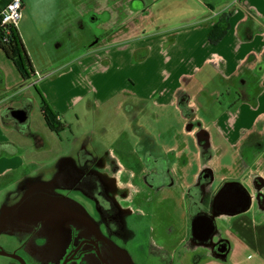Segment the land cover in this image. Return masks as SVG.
<instances>
[{
	"label": "crops",
	"instance_id": "1",
	"mask_svg": "<svg viewBox=\"0 0 264 264\" xmlns=\"http://www.w3.org/2000/svg\"><path fill=\"white\" fill-rule=\"evenodd\" d=\"M23 1L19 33L35 74L30 72L26 79L0 49V146L5 148L0 179L11 180L19 173L14 183L56 178L59 167L77 163L83 150L68 155L62 139L67 124L58 135L41 110L36 117L28 113L26 102L33 98L29 85L39 88L63 123L85 98L90 106L93 101L117 102V111L135 110L141 115L152 100L156 107L184 115L180 101L186 96L190 116L184 115V125L194 126L183 135L193 141L197 166L196 181L187 187L189 201L195 214L210 217L215 226L205 245L220 264L227 259L231 264L254 263V259L255 264H264V0H152L157 8L164 2L155 31L143 30L142 35L100 47L88 57L82 46L84 16L92 12L94 20L112 21L109 2L113 0H91L87 11L83 0ZM130 1L141 4L135 14L139 20L155 15L147 0ZM169 1L170 8L175 5L170 11ZM8 2L0 0V13ZM223 16H229V30L214 44L210 34ZM69 32L72 39L78 40V35L81 39L75 45L81 46L79 54L70 57ZM36 73L43 79L38 80ZM19 111L27 115L23 124L12 116ZM172 150L182 156L190 152ZM219 171L224 172L220 179ZM218 203L236 211L217 212ZM192 219L193 215L191 224ZM222 243L227 248L223 253L217 250ZM245 245L255 247V258L248 255L241 260ZM179 264H195L194 258L184 252Z\"/></svg>",
	"mask_w": 264,
	"mask_h": 264
},
{
	"label": "rangeland",
	"instance_id": "2",
	"mask_svg": "<svg viewBox=\"0 0 264 264\" xmlns=\"http://www.w3.org/2000/svg\"><path fill=\"white\" fill-rule=\"evenodd\" d=\"M91 2V0H83L84 11L92 8ZM166 3L169 11L173 10L175 5L170 8L169 5L172 3L170 1ZM109 4L114 14L112 21L106 17L94 20L92 12L84 16L82 46L85 57L91 56L95 50L105 45L142 35L143 30L155 31L158 28L157 21L161 24L163 18L158 14L164 2L157 8L152 6V0H147L149 9L155 15L142 21L135 16L139 9H142L140 3L113 0ZM171 19L169 18V21H172ZM72 38V33L69 32L66 49L68 57L79 54L81 49V46L80 49L75 48L81 40L79 35L78 40ZM29 87L33 98L27 99L25 107L30 115L36 117L40 110L42 111L45 98L39 88L33 85ZM89 98L92 99L94 96ZM85 99L82 105L73 108L66 116L67 129L62 136L63 146L65 150H69L68 155H72L73 150L83 149L77 163H80L83 157L88 158L86 161L88 172L106 177L108 188L115 196L114 199L121 211L118 218L123 229L121 240L127 239L126 243L121 241L119 245L126 249L130 264H179L181 254L184 252L194 258L195 264H220L211 254L210 246L197 243L193 232L192 235L190 232L191 216L196 209L189 201L187 187L188 184L196 181L194 173L197 166L192 158L195 150L193 141L183 135L184 131L194 126L191 123L184 125V115L187 114H178L169 107H156L152 100H148L146 113L141 115L135 110L117 111V102L93 101V105L90 106L89 99ZM219 100L212 103H217ZM127 108L129 109V106ZM195 115L198 116V113L196 112ZM173 147L179 150L189 148L191 155L187 153L182 156L178 151L172 150ZM113 154L119 158L117 159ZM108 158L114 159L113 161L119 165L118 172H113L112 168L116 163L111 165ZM54 163L52 162V165ZM74 165L77 168L75 173L78 174L79 171L84 173L80 166L76 163ZM63 167L64 164L59 167L58 175ZM218 173L220 179L224 172ZM20 177L19 173L11 180L0 179V209L3 207L2 210L7 211L10 205L15 204V197L20 194L24 185L28 184L32 187L54 183L53 187L56 186L58 193L78 201L90 215L95 216L93 208L81 193L59 188L60 186L56 184L59 181L58 177L49 176L46 180L34 177L14 183L15 179ZM218 179L216 184L219 182ZM12 181L13 183L10 184ZM220 225L225 227L223 223ZM20 243L5 228L2 230L0 225L1 249L15 253L21 247ZM244 249L245 256L242 255L241 260H246L248 255L255 258V247L245 245ZM20 256L26 257L22 252ZM64 257V255L59 257V261L56 260L52 264L64 262ZM13 263L12 258L0 255V264ZM222 264H231V261L227 259ZM247 264H255V259L254 263Z\"/></svg>",
	"mask_w": 264,
	"mask_h": 264
},
{
	"label": "flooded vegetation",
	"instance_id": "3",
	"mask_svg": "<svg viewBox=\"0 0 264 264\" xmlns=\"http://www.w3.org/2000/svg\"><path fill=\"white\" fill-rule=\"evenodd\" d=\"M108 159L111 165L116 163L114 159ZM86 161L84 158L80 163L75 162L84 170L78 174L74 172L77 169L74 162H65L56 176L59 180L56 184L60 189L81 193L95 216L90 215L78 201L58 193L54 183L32 187L24 185L15 197V204L10 205L7 211L1 207L0 225L21 241V247L15 253L20 256L22 252L26 256H21L26 264H52L63 255L65 260L59 264L66 261L67 264H130L126 249L119 245L121 241L126 243L127 239L121 240L123 229L118 220L121 211L115 196L109 190L104 175L88 172ZM119 168L116 163L112 170L118 172ZM216 210L236 211L223 208L221 203L217 204ZM211 223L210 217L193 214L192 232L198 241H204L203 244L210 242L206 237ZM224 245L219 244L217 250L220 251ZM13 264L21 263L14 260Z\"/></svg>",
	"mask_w": 264,
	"mask_h": 264
},
{
	"label": "trees",
	"instance_id": "4",
	"mask_svg": "<svg viewBox=\"0 0 264 264\" xmlns=\"http://www.w3.org/2000/svg\"><path fill=\"white\" fill-rule=\"evenodd\" d=\"M222 18L223 19H221L216 24L215 28L210 34V41L214 44L219 43L229 30V16H223ZM0 49L6 54L9 59L13 60L16 63L17 67L20 69L24 77L26 79H29L30 72L34 73V70L32 68L31 60L25 48L23 39L18 30H11V34L7 36L6 30L1 27V19ZM187 103V97H182L180 101V106L183 109V112L188 116L190 114V111L187 109ZM42 112L45 121L51 131L55 132L58 135L65 131L66 124L59 120V114L55 113L45 100H43ZM4 150L5 148L3 146H0V155ZM84 158L85 157H83L82 159Z\"/></svg>",
	"mask_w": 264,
	"mask_h": 264
},
{
	"label": "built area",
	"instance_id": "5",
	"mask_svg": "<svg viewBox=\"0 0 264 264\" xmlns=\"http://www.w3.org/2000/svg\"><path fill=\"white\" fill-rule=\"evenodd\" d=\"M24 1L23 0H9L7 5L2 9L0 13L1 27L6 30V35L11 34V30H18L20 22L23 17ZM38 80H42L43 76L40 73H36ZM59 120H61L59 116Z\"/></svg>",
	"mask_w": 264,
	"mask_h": 264
},
{
	"label": "water",
	"instance_id": "6",
	"mask_svg": "<svg viewBox=\"0 0 264 264\" xmlns=\"http://www.w3.org/2000/svg\"><path fill=\"white\" fill-rule=\"evenodd\" d=\"M13 118L16 121H18L19 123L23 124L27 120V115H26V113L24 111H19V112L13 113ZM195 230H196V226H195V224H193L194 233H195ZM214 230H215V226L213 225V223H211V227L207 231V237L206 238L210 237L212 235V233L214 232ZM226 251H227L226 246H224L222 249H220L221 253L226 252ZM0 255L12 258L14 260H17L21 264H26L25 260L21 256H19L18 254H16V253H8V252H6V251H4L3 249L0 248ZM64 264H67V261Z\"/></svg>",
	"mask_w": 264,
	"mask_h": 264
},
{
	"label": "bare ground",
	"instance_id": "7",
	"mask_svg": "<svg viewBox=\"0 0 264 264\" xmlns=\"http://www.w3.org/2000/svg\"><path fill=\"white\" fill-rule=\"evenodd\" d=\"M129 187V186H128Z\"/></svg>",
	"mask_w": 264,
	"mask_h": 264
}]
</instances>
